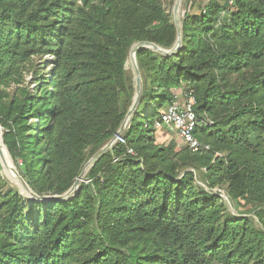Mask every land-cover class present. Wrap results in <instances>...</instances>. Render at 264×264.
Here are the masks:
<instances>
[{
    "label": "trees",
    "instance_id": "16d2710c",
    "mask_svg": "<svg viewBox=\"0 0 264 264\" xmlns=\"http://www.w3.org/2000/svg\"><path fill=\"white\" fill-rule=\"evenodd\" d=\"M203 1L178 53L137 52L143 94L125 142L61 201L134 103L132 46L172 50L177 29L160 0H0L3 142L51 198L11 188L0 162V264H264V0ZM46 57L51 77L32 92L25 69ZM178 90L193 92L210 150L158 142Z\"/></svg>",
    "mask_w": 264,
    "mask_h": 264
},
{
    "label": "water",
    "instance_id": "95a60500",
    "mask_svg": "<svg viewBox=\"0 0 264 264\" xmlns=\"http://www.w3.org/2000/svg\"><path fill=\"white\" fill-rule=\"evenodd\" d=\"M178 1L175 5L174 8V14H175V26L177 29V42L174 46V48L172 50H165L161 47H159L158 45L152 44V43H148V42H143V43H137L134 44L131 48V52H134V61H133V68H134V73H135V88H136V95H135V99H134V103L132 105V107L130 108V110L128 111L125 120L121 126V128L119 129L117 135L106 145L104 146L89 162L88 164L91 165V168L94 166V164L99 161L105 154H107L110 150H112L114 148V146L117 144L118 139L124 135V133L127 131V129L130 126V122L134 116V114L136 113L140 102H141V98H142V94H143V86H142V78H141V72H140V68H139V64H138V60H137V52L140 49H151L155 52H158L160 54L163 55H174L176 53H178V51L182 48V44H183V30H182V23L180 21V18L178 17ZM6 147V145H5ZM7 149V147H6ZM8 151V149H7ZM9 153V151H8ZM10 156V154H9ZM11 162L12 164L15 166L12 157L10 156ZM0 162L3 166V169L5 167V163H6V159L3 156L2 151L0 150ZM86 167V166H85ZM90 168V169H91ZM17 169V168H16ZM16 169H14V167L11 168V173H16ZM5 170V169H4ZM85 170V168H84ZM83 170V172L81 173V175L79 176V178L76 180L75 184L73 185V187L62 197H59V200L61 201H68L70 199H72L76 193L79 191L81 184L85 181L86 178V174L85 171ZM17 174L20 176L19 172H17ZM21 180L23 181L24 185L26 186L25 189H23L22 187H20L19 184H17L21 190L22 194L27 195L30 199L38 201V202H45L50 200V197H38L33 191L32 189L29 187V185L25 182V180L20 176ZM226 198V196H225Z\"/></svg>",
    "mask_w": 264,
    "mask_h": 264
},
{
    "label": "rangeland",
    "instance_id": "374dc122",
    "mask_svg": "<svg viewBox=\"0 0 264 264\" xmlns=\"http://www.w3.org/2000/svg\"><path fill=\"white\" fill-rule=\"evenodd\" d=\"M160 1L162 2L163 6L167 10V13L170 15L172 22L175 24L174 8H175V5L177 3V0H160ZM186 1L187 0H184V2H183L181 13L179 14V12H178V16L180 18L181 23H182V20L185 17V14L187 13L186 11L191 12V13H193V12L199 13L201 11L200 4L202 3V6L207 4V1L204 2L203 0H191V2L189 3V6L187 5L188 7H185L186 6ZM186 8H187V10H186ZM52 63H53V58H51V57H46L43 60H41L40 58H35L32 61V63L25 69V77H24L23 86L30 88L31 91L33 92L34 89H35V86H36V80L38 78L41 79V78H43L45 76L47 78L51 77L50 71L52 70V67H53ZM126 68H127V71L129 73V75L132 76L133 81L135 83L134 68H133V65H130L129 58H128V61H127ZM48 85H49L48 87H50V82H49ZM9 91L15 92L16 91V86H12V88H10ZM176 94H178L180 100H184V94L185 93L183 91L178 90V92ZM132 105H133V103H132ZM132 105H131V107H132ZM3 133H4V129L0 125V134H1L2 137H3ZM156 134H157L158 142L160 144L168 145V144H170L173 141V142H176L180 147H187V145L183 142V140H181L176 135L175 131H173V130H168L167 129V130L157 131ZM197 173H198V178L200 180V172H197ZM3 177L8 182V184H9V186L11 188L18 189L20 191V193H21V190H20L19 186L14 182L13 178L11 176H9V174L5 173L4 169H3ZM22 195L24 197H26V198H29L25 194H22ZM223 195L225 196V193H223ZM224 199L227 200V196H226V198L224 197ZM228 206H229L230 211L233 214H235V215H238L239 213H244L248 209V208L244 209L242 207H236V206L230 205L229 202H228Z\"/></svg>",
    "mask_w": 264,
    "mask_h": 264
},
{
    "label": "built area",
    "instance_id": "2783aa9c",
    "mask_svg": "<svg viewBox=\"0 0 264 264\" xmlns=\"http://www.w3.org/2000/svg\"><path fill=\"white\" fill-rule=\"evenodd\" d=\"M233 2L234 0H231L230 5H233ZM195 106L196 99L193 92L185 93L184 100H180L178 94H176L172 105L162 114L155 127L157 131L167 129L175 131L176 135L183 140L189 149L197 153L210 150V146L201 143L195 136V130L201 123L194 110ZM203 124L211 125L212 123L207 121ZM123 136L118 139L117 143L125 142ZM129 153L134 155L132 150H129Z\"/></svg>",
    "mask_w": 264,
    "mask_h": 264
},
{
    "label": "bare ground",
    "instance_id": "6f19581e",
    "mask_svg": "<svg viewBox=\"0 0 264 264\" xmlns=\"http://www.w3.org/2000/svg\"><path fill=\"white\" fill-rule=\"evenodd\" d=\"M183 2H184V0H179L178 1L177 6H178V12H179V14L181 13V9H182V6H183ZM133 61H134V52H130V55H129V63H130V65H133ZM0 150L2 151L3 156L6 159V163H5V167H4L5 173L6 174H9V176H11L13 178V180H14V182L16 184H19L20 187H22L23 189H25L26 186L24 185V183L21 180L20 176L17 174L18 171H17L16 167L11 162L9 153H8L6 147H5V144L3 142V138L1 136V134H0ZM12 167H14V169H16V171H17L15 174L14 173H11V168ZM90 168H91V165L90 164H87L86 167H85V170H84L86 175H88V172H89Z\"/></svg>",
    "mask_w": 264,
    "mask_h": 264
}]
</instances>
